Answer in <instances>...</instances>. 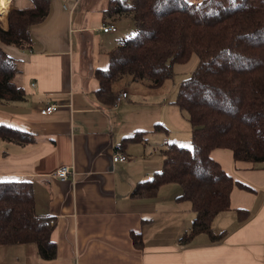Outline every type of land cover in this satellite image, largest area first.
<instances>
[{"label": "crops", "instance_id": "1", "mask_svg": "<svg viewBox=\"0 0 264 264\" xmlns=\"http://www.w3.org/2000/svg\"><path fill=\"white\" fill-rule=\"evenodd\" d=\"M112 2L51 0L47 19L31 28L28 47L0 44L22 63L15 79L25 91L22 100L0 101V122L34 138L26 144L0 142V181L31 182L35 212L54 221L56 244L52 259L41 258L34 243L0 246V264H264V162L234 160L226 148L211 151L228 174L248 186H234L230 209L214 217V232L224 234L217 241L205 233L180 241L195 213L189 201L177 200L176 183L160 186L155 197L132 194L162 168L169 143L190 139L156 133L177 129L179 114L186 113L174 103L177 95L157 93L148 80L150 87L129 76L113 82V96L127 93L118 105L98 95L96 71L106 70L110 52L134 33L130 15L107 11ZM10 6L28 8L31 1L10 0ZM123 19L130 20L131 33L120 34ZM103 24L117 31L105 33ZM0 27L8 29V16ZM49 104L58 109L41 114ZM135 134L141 139L123 147V139ZM116 152L129 160L113 162ZM62 166L72 167L66 180L54 175ZM239 210L246 211L245 219H239ZM133 234L142 235V246L135 245Z\"/></svg>", "mask_w": 264, "mask_h": 264}, {"label": "trees", "instance_id": "2", "mask_svg": "<svg viewBox=\"0 0 264 264\" xmlns=\"http://www.w3.org/2000/svg\"><path fill=\"white\" fill-rule=\"evenodd\" d=\"M28 8L0 4V44L26 48L31 28L50 13L51 0H30ZM107 11L130 15L134 33L109 54L106 70H97L98 95L115 104L112 85L129 76L159 86L173 76V65L195 54L198 65L180 84L174 103L191 125V146L175 142L163 150L162 168L139 182L132 194L155 197L160 186L176 183L178 201H189L195 213L187 243L205 233L213 241L223 233L212 228L214 217L230 209L234 186L248 188L211 157L216 148L232 151L234 160L264 162V0H113ZM10 7V9H2ZM8 10V12H7ZM22 63L0 45V101L22 100L16 82ZM160 127V125H156ZM140 136V134H139ZM138 135L123 139L140 140ZM26 130L0 122V142H33ZM245 219L246 211H237ZM48 217L34 209L33 188L25 180L0 181V246L34 243L43 259L56 255ZM136 246L142 235L133 234Z\"/></svg>", "mask_w": 264, "mask_h": 264}, {"label": "rangeland", "instance_id": "3", "mask_svg": "<svg viewBox=\"0 0 264 264\" xmlns=\"http://www.w3.org/2000/svg\"><path fill=\"white\" fill-rule=\"evenodd\" d=\"M127 2H130V0H127ZM2 9H9V7L2 8ZM118 26L122 30L120 34H127V33H131L130 31H132V29H130L131 22L129 19L121 20L119 22ZM197 65H198V57L195 54H193L190 57V59L185 61V62L174 63V65H173V76L165 79L159 86H156L153 88H156L155 90L157 91V93H162L164 91L165 95L168 94L170 96H176L178 93L180 84L183 82L184 79L188 78L194 72ZM137 85H143L146 87H150L148 85V81L137 84ZM117 88H118V86H115L116 90H117ZM179 111H181V110H179ZM182 113H184V112H182ZM186 116H187L186 114L185 115L179 114V121L180 122L178 124L177 129L173 128L170 131L156 129V133L162 134L163 136H165L169 139H172V136H176V135H178V136H183V135L185 136L186 135L189 137L190 141H189V144L185 143V145H183V146L190 147L192 145L191 144V131H190L191 125H190L189 121L187 120ZM151 140H156V139H154L152 137Z\"/></svg>", "mask_w": 264, "mask_h": 264}, {"label": "built area", "instance_id": "4", "mask_svg": "<svg viewBox=\"0 0 264 264\" xmlns=\"http://www.w3.org/2000/svg\"><path fill=\"white\" fill-rule=\"evenodd\" d=\"M64 8H67V6L64 5ZM100 29L105 33L117 31V27L114 24H103L100 27ZM126 97H127L126 92H121L120 94H118L116 96L115 105H118ZM57 109H58V105L49 104V105H45L44 107L40 108L39 112L43 115H49V114L54 113ZM128 160H129V156L121 152H116L112 155V161L115 163L126 162ZM71 174H72L71 166H62L54 172V175L61 180L68 179ZM53 224H54V221L50 220V225H53Z\"/></svg>", "mask_w": 264, "mask_h": 264}, {"label": "bare ground", "instance_id": "5", "mask_svg": "<svg viewBox=\"0 0 264 264\" xmlns=\"http://www.w3.org/2000/svg\"><path fill=\"white\" fill-rule=\"evenodd\" d=\"M0 4H5L10 6V0H0Z\"/></svg>", "mask_w": 264, "mask_h": 264}]
</instances>
